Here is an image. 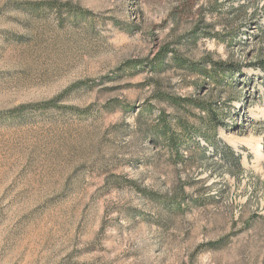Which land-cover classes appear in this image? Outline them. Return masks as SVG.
<instances>
[{"label":"rangeland","instance_id":"rangeland-1","mask_svg":"<svg viewBox=\"0 0 264 264\" xmlns=\"http://www.w3.org/2000/svg\"><path fill=\"white\" fill-rule=\"evenodd\" d=\"M39 1L0 0V264H264V0Z\"/></svg>","mask_w":264,"mask_h":264},{"label":"trees","instance_id":"trees-1","mask_svg":"<svg viewBox=\"0 0 264 264\" xmlns=\"http://www.w3.org/2000/svg\"><path fill=\"white\" fill-rule=\"evenodd\" d=\"M28 4V9L31 10V12H40V10H42L43 6H48V8H57L59 7V10H62L63 7H65L66 11L68 12V15L71 18H76L77 16H83L85 14H88L90 11L83 9L79 6H74L71 5L69 3L63 4V5H58L57 4V0H44V1H39V2H27ZM213 65L218 68L221 72H225L227 70L230 69V67L227 64H222L220 62H213ZM68 89L66 91H64L63 93H61L58 97L50 100L48 103L49 104H53L55 103L60 97H62L65 92H67ZM172 102H178L175 98H171ZM179 104V103H177ZM26 106V105H22L21 107ZM30 108H35L37 105L36 104H29L28 105ZM205 108V107H202ZM160 123L159 125L161 126V131L163 132L164 138L166 139L167 143L169 144V148L170 150L175 154H179V151L181 150V148H183V146H188L189 148H191V146L187 145L189 144L188 138L190 137L191 131L192 130H196L197 128L195 127H186L184 124H182V122H179L176 126L178 129H172L169 127L168 121L166 122L163 118H160ZM222 124V121L220 119V115L216 112L212 113V118H211V125L212 128H216L218 125ZM198 130V129H197ZM226 149L229 151L228 154V159L231 160L232 162L240 165L241 162V155L237 152H235L231 146L229 145H225ZM200 151H201V155L203 158H206L208 155V151L207 148L199 146ZM224 157L225 154L223 155Z\"/></svg>","mask_w":264,"mask_h":264},{"label":"bare ground","instance_id":"bare-ground-1","mask_svg":"<svg viewBox=\"0 0 264 264\" xmlns=\"http://www.w3.org/2000/svg\"><path fill=\"white\" fill-rule=\"evenodd\" d=\"M259 148V146L257 145V148L256 149H258Z\"/></svg>","mask_w":264,"mask_h":264}]
</instances>
